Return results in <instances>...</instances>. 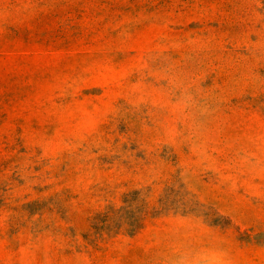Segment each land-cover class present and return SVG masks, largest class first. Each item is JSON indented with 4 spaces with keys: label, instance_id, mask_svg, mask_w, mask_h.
<instances>
[{
    "label": "rangeland",
    "instance_id": "obj_1",
    "mask_svg": "<svg viewBox=\"0 0 264 264\" xmlns=\"http://www.w3.org/2000/svg\"><path fill=\"white\" fill-rule=\"evenodd\" d=\"M0 264H264V0H0Z\"/></svg>",
    "mask_w": 264,
    "mask_h": 264
}]
</instances>
